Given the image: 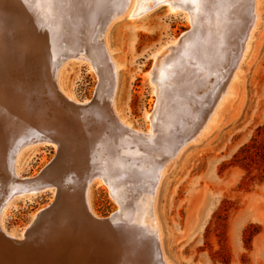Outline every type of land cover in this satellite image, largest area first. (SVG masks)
<instances>
[{
  "label": "rangeland",
  "instance_id": "obj_1",
  "mask_svg": "<svg viewBox=\"0 0 264 264\" xmlns=\"http://www.w3.org/2000/svg\"><path fill=\"white\" fill-rule=\"evenodd\" d=\"M122 1L120 6L112 12V15H117L118 13V19L116 18L115 21L110 22L106 32H100L101 34L103 33L102 39H104L105 45L109 50L111 59L119 66L116 83H114L113 88V111L119 119L129 125L130 133L128 132L127 138L130 139L133 134L144 137L143 142H141L142 140L139 141L141 146L146 145L147 140H153L154 142L152 141L151 143L153 145L168 143L171 140H176V144H180L188 132L183 122L184 114L190 115L193 113L190 122L195 127L196 123L194 122L200 121L198 113L205 111L206 104H210L213 101V98L212 100L210 99L217 83L214 80L216 79L217 81L218 79L216 75H218L217 70L219 69L215 68L212 60L206 61L201 69L196 71L199 73H195L194 84L193 82L182 84L181 81H178L179 73L178 75L177 73L175 74L180 67H178L180 59L182 62V58L186 56L185 54L190 53L192 50L191 46L193 41H195L193 40L194 32L201 35L198 34V41H205V39L203 40L204 37L201 40L200 37L206 32L207 21L198 20L197 17L199 16L197 15V17L194 16L192 18V21L191 19L187 21L181 14L167 11L166 6L160 3L154 7V3L161 0H139L143 6H140L137 1L136 6L138 8L136 6L133 8L131 12L133 14L129 18L123 14L125 13L123 9L127 0ZM177 1L185 5L191 1L195 2L202 10L204 9V12L210 9V4L207 3L209 0ZM257 8L259 18L252 32L253 38L248 53L240 61V73L230 85L231 95L221 104L216 120L211 124L209 130L202 133L200 137L198 136L197 142L188 143L183 147L173 161L170 160L166 163L160 179L154 202V213L156 214L154 216L158 223L162 250L168 264H264V0H258ZM144 11L145 13H143ZM224 14L227 24L232 27L231 24L235 22L234 17L227 11ZM199 21L201 22L200 24L198 23ZM10 24L13 26L18 24V22L13 20ZM200 25L203 26L200 27ZM237 31L239 32L240 29H236L233 33H237ZM189 35H192V37ZM183 36L185 37L182 39ZM187 38L192 42L191 44L187 43L189 41ZM174 39L176 40L174 43L176 45H172L175 47L172 45L166 46L168 42ZM162 46L166 49L163 47V52L158 56L160 58L157 57L158 59L156 58L157 60L154 61L152 54L156 53L157 49H161ZM185 49L189 52H186ZM72 53L66 52L58 67L57 82L60 89L57 88V97L59 105L54 100H48L47 110L52 115L42 116L39 121L42 122L44 120L45 122L50 115L49 117L55 121V125L57 124L56 126L63 128L64 131L61 133L65 132L61 138L69 140V136H74L78 141L83 131L81 129L83 124L74 121L70 114L75 110L74 107L85 108L86 105H89L98 94L102 82L101 76L97 72L88 69L89 61L87 59L81 57L78 59ZM174 53L176 56H174ZM65 55L67 56L65 57ZM173 59L176 60L174 61ZM158 60H160L159 64ZM172 61L177 64L178 68L175 67V64L174 66L172 65ZM151 69L153 72L150 71ZM13 72L11 70V73ZM146 73H148L150 79H147ZM174 74L178 77H172ZM211 77L215 78L211 79ZM202 79L205 84H203ZM109 80L110 93L113 82L110 77ZM172 80L173 82H171ZM189 81L192 80L190 79ZM200 83L203 86H199ZM190 85L194 91L190 88ZM150 86L156 89L155 93L152 94ZM181 88L186 92L179 91ZM187 89L193 94L190 91L187 92ZM209 92H212V94H209ZM67 95H72L74 101L78 103L69 102L65 98ZM205 100L207 103H205ZM201 105H205V107ZM184 106H187V108ZM166 108L172 111V117L168 119L164 116ZM186 109L188 110L186 111ZM181 112H185L183 116ZM146 113L155 115L157 121L164 119L166 121L165 127L156 128L157 131L151 132L150 135L152 136L148 135L152 137L151 139L146 135V131L151 129L150 124H152V121L144 117ZM37 118L29 119L28 124L32 127H38ZM193 118L196 120L194 121ZM181 119L183 121H180ZM9 127L10 130L5 134L14 136L25 128V123L22 119L16 118L9 121ZM137 130H140V133ZM114 133H109V146H111L109 147V153L111 154V150H120L124 147L123 144L112 140V137H116ZM169 133L170 135H168ZM89 141L92 142L93 138H89ZM50 143L44 141L39 146L23 150L19 154L17 172L20 180L26 181L30 177H38L39 179L43 173L46 174L55 168L63 169L64 171L69 168V172L73 171L70 167L72 165H65L69 155L71 157V154L76 151L77 156L81 158L82 156L95 153L88 143L76 144L70 150L67 148L57 150ZM112 145L114 149H111ZM68 151L71 153L67 154ZM157 160L161 162L162 158ZM125 161L127 162L126 165L129 168H133V170L126 171L115 164L112 172L113 170L118 171L113 174L114 178H119L120 175H127L128 179L125 180L127 181L125 185L128 186L123 188V192L127 195L131 193L132 197L128 198L126 196L127 199L124 198L122 201L126 202L125 205L129 204L131 208L132 206L129 203L131 199L135 198L134 202H137L140 195L141 197L147 196L151 192V185L149 183L150 187H147L149 178L146 179L147 182L145 184L142 183L144 182L143 177L134 171L137 167L135 160L127 158ZM148 162L151 164L153 161L149 160ZM78 170H80V166ZM60 171L62 173V170ZM2 177L4 181H7L8 177H5V174H2ZM93 183L89 186L90 210L99 219L112 217L110 219L113 227H107L106 230L105 227L100 225L91 226L86 223L82 204L78 203L77 200L68 204V217L71 218L75 215L74 219L68 220L70 225L67 226L69 223L65 221L68 217L64 220L58 219L60 224L50 225V222L56 223L55 219L61 214L62 210L58 202L53 201L52 193L45 191L29 199L16 200L12 203L4 221L6 233L18 235L28 225L31 215L48 205L52 200L54 204H52L51 209H53L52 211L55 214L52 213L50 218L47 217L41 223L35 225L31 229V234L24 237V240L22 239L25 249L39 250L37 246L44 245L48 237L53 236L51 231L66 235L71 229L72 232L70 231L69 234L75 232L83 234L89 230L91 231L92 227L94 228L92 231L95 232L97 230V233L101 231L103 234L100 236L99 233L97 237L100 238L102 245L105 244L106 233L109 234L107 236L109 239L117 236L116 238H123L124 241L130 240L135 234L134 226L138 225L135 226L138 228L139 224L133 223L134 226L128 224L129 227L127 226V228L130 231H125V234L121 230L122 227L119 226V222L116 221L118 218L115 213L117 212L118 204L112 196L114 189L109 190L108 188L110 187L107 185ZM146 184L147 186H145ZM121 192L122 190H119L115 193L114 190L115 194H122ZM63 204H65L64 201ZM143 212H145L144 207ZM90 226L91 229L89 228ZM130 226L132 229H130ZM145 227H148V225ZM80 228H82L81 231ZM101 228L104 229V232ZM65 238L68 239V247L63 244L56 245L59 257H63L70 250L73 251L74 249L75 251V247H77L74 238L72 239L69 236H62L59 240H67ZM139 242L138 244L142 245L143 243L142 246L144 247V239L141 238ZM69 244H72V246ZM139 245H137V249L142 252L144 248ZM137 252L131 255V259L136 256Z\"/></svg>",
  "mask_w": 264,
  "mask_h": 264
},
{
  "label": "bare ground",
  "instance_id": "obj_2",
  "mask_svg": "<svg viewBox=\"0 0 264 264\" xmlns=\"http://www.w3.org/2000/svg\"><path fill=\"white\" fill-rule=\"evenodd\" d=\"M137 1L139 2V0H127L123 9L125 12L123 14L125 16L131 17V14H133L131 12L136 6ZM209 1L207 2L210 4V9L207 10L208 13L204 12V9L202 10L200 6L192 1L186 3V5L177 0H161L154 3V7L156 4H163L166 6L167 11L174 14H181L187 21L188 19L192 21V18L196 15L199 16H196L198 20L207 21L206 32L200 37V40L204 37L203 40L205 39V41H198L199 39L197 38H199L198 34L200 35V33L194 32L193 40L195 41H193L192 48L187 46L192 50L190 53L185 54L186 56L183 54L185 57L182 58V62L179 57L180 64L178 67H180L178 68L177 64H175L174 61L176 59L172 61V65L174 66L175 64V67L178 68L177 71L179 70V72L174 71L177 75L179 73V77L176 75L178 81H181L182 84L186 82L192 83L195 73H197L196 71H199L202 65L206 61L209 62V60L214 61L215 68L220 71L217 70L218 75H216V78L218 79L217 81L216 79L214 80L217 82L216 87L214 88L215 90L212 91L213 95H211V99L209 98L210 100L213 98V101L210 102V104H206L207 107L205 111L198 113V115H200V121L194 122L196 123L195 127L193 124L192 126L190 122L193 114L191 113L192 111L190 115L184 114L188 109H186L184 113L181 112L182 116L184 114V121L182 119L180 121L184 122L188 132L180 144H176V140H171L168 143H157L153 145L151 144L153 140H147L146 145L144 144L142 147L139 141L142 140L141 142H143L144 137L133 134L130 139L127 138L129 125L124 123L122 119H119L113 111V88L114 83H116L115 80L119 66L111 59L109 50L105 45L104 39H102V34L106 32L110 22L113 20L115 21L119 16L118 13V16L112 15L113 10H116L123 1L0 0V264H168L162 250L161 234L158 223L154 216L156 191L165 165L170 160L173 161L188 143L197 142V137H200L202 133L209 130L211 124L216 120L221 104L231 95L230 85L236 80L238 73H240V61L248 53L253 38L252 32L259 18L257 8L258 0ZM138 4H140V6L142 5L141 2ZM148 8L150 9L149 6ZM225 11L231 13L230 15L234 17L235 22L231 24L234 28L230 27L224 19ZM143 13H145V11ZM13 20L18 22V24L11 26L10 23ZM198 23L200 24L201 22L199 21ZM203 25H200V27ZM236 29H240V31L233 33ZM102 31L103 33L101 34L100 32ZM184 34L186 35V33ZM189 36L192 37V35ZM184 37L185 36H183L182 39ZM175 42L176 40L174 39L168 42L166 46L169 47ZM189 42L190 40L187 43H192ZM163 47L164 46H162V48L160 47L161 49H157L156 53L152 54L154 61L160 58L158 56L163 52ZM185 51L189 52L187 49H185ZM66 52H73L72 54L78 59L79 57L87 59L89 61L88 69L97 72L99 76H101L102 82L99 87L100 90L93 101L89 105H86L85 108L74 107L75 110L70 114V117L74 121L83 124V126H81L83 127L81 128L83 131L78 141L73 135V137L67 135L70 138H68L69 140L61 138L65 132L61 133L64 131L63 128L56 126L57 124L55 125V121L49 117L52 113L50 114L47 110L48 100H54L56 104L59 105L57 97V88L60 89L57 82L58 67ZM66 56L67 55H65V57ZM174 56H176V54ZM159 61L160 60H158V64L160 63ZM11 70L14 72L11 73ZM150 71L153 72L152 69ZM175 74L172 77L176 78ZM109 77L113 82L110 93L108 83L110 81ZM146 77L147 79L149 78L148 73H146ZM204 77L206 78V76ZM212 78L213 77H211V79ZM190 79L192 81H189ZM203 79L202 82L205 84ZM197 80L199 81V79ZM171 82H173V80ZM148 84L150 85V83ZM192 86L190 88L193 90L194 86ZM199 86L203 85L200 83ZM150 89L152 94L155 93L156 89H154L153 86H150ZM187 90V92L190 91L189 89ZM196 90L198 91V89ZM179 91L184 90L181 88ZM212 92H209V94H212ZM191 94H193V92ZM207 97L209 96L207 95ZM65 98L69 102L78 103L74 101L72 95H67ZM205 103H207L206 100ZM188 104L190 105V103ZM184 107L187 108V106ZM202 107H205V105ZM150 113L144 115L145 118H148V120L151 119L152 121V124H150L151 129H147L146 131L147 136H152L150 135L151 132L155 131L156 128L165 127L166 123L165 119L157 121L156 116ZM48 114L50 115L45 122L44 120L42 122L39 121L40 117L47 116ZM164 116L166 119L172 117V111L166 108ZM34 117H38L36 119L39 122L38 127H32L28 124V120ZM16 118L23 120L25 128L17 132L14 136L12 134H5L10 130L9 121ZM195 120L196 119H194V121ZM113 132H115L114 135H116V137H112V140L123 144L124 147L120 150L113 151L111 150L114 149L112 145L110 149L112 151L111 154L109 153V147H111L109 146V133L113 134ZM137 132L140 133V130H137ZM168 135H170V133ZM89 138H93V141L90 142ZM149 138L151 139L152 137ZM44 141L51 142L53 144L52 147L57 150H60V148H67L70 150V148L76 144L82 145L88 143L95 153L79 158L76 151L73 150L74 154H71V157L69 155L67 157V162H65L66 166L72 165L70 167L73 171L69 172V168L66 169L65 167V171L55 168L51 169V171L49 170L50 172L46 174L43 173L42 176L39 175V179L38 177H30L26 181L20 180V176L17 172L19 154L23 150L39 146ZM70 153L69 151L67 152V154ZM127 158L135 160L137 167L134 171L143 177L144 182L142 183L145 184V182H147L146 179L149 178L147 182L148 186L147 184L145 186L150 187L149 183L151 185V192L147 196L141 197L140 195V198L137 197L139 200L136 198L138 203L136 201L134 202L135 198L131 199L129 202L132 206L131 208L128 203V205H125L126 202L122 201L126 196L128 198L132 197L131 193L127 195L123 192V188H127L128 186L125 185L127 184V181H125L128 179V177H126L127 175H120L119 178L117 177L118 180L113 176V174L118 171L113 170L112 172L115 164L118 165L120 169L124 168L126 171L133 170V168H129L126 165L127 162L125 160ZM161 158L162 161L159 162L160 160L157 159ZM149 160L153 162L150 164L148 162ZM78 165L80 166V170H78ZM60 170H62V173H60ZM2 174L8 177L7 181L3 180ZM93 182L97 183V185H107L110 187L108 189L110 190L113 188L115 193L116 191L122 190V194H115L114 190L112 191V196L118 204V209L115 213L118 218L116 221L119 222V226L122 227L121 230L125 234L129 229L127 228L128 224H132V226H134L133 223L139 224L138 228L135 227L138 225L134 226L135 230H133L135 234L130 240L124 241L123 238H116L117 236L109 239V237H107L109 234L106 233L105 244L102 245L100 238H97L99 233L100 236L103 235L101 231H99V233H97V230H95V232L92 231L94 228L92 227L91 229V226L95 225L105 227L106 230L107 227H113V223L110 219L112 217L99 219V217L95 216L90 210L89 186ZM45 191H50L52 193V198H54L53 201L58 202L62 210L61 214L55 219L56 223L50 222V225L60 224L58 219L64 220L68 217V204L71 201L77 200L78 203L82 204V211L85 216L84 220L91 225L89 227L91 231L88 229L90 232H84L83 234L81 232H75L69 234L71 231L70 229L66 235L64 233L57 234L51 231L53 236L48 237L44 245H38L37 248L39 250L32 251L25 249L22 239L24 240V237L31 234V229L35 225L41 223L47 217L50 218L53 213V209H51L52 204H54L53 201L51 200L48 205L32 214L28 221V225L24 227L18 235L7 234V231L4 229V221L6 219V213L8 209L11 208L13 202L25 198L29 199ZM118 195H120V197H118ZM63 201L65 204H63ZM143 207L145 212H143ZM53 214H55V212ZM115 214H113V216H115ZM74 217L75 215L71 218L68 217L65 221L69 223L68 220L74 219ZM68 225H70V223L67 224V226ZM147 225L148 227H145ZM82 228H80V231ZM130 229H132V227ZM103 230L104 229H102V231ZM62 236L74 238L77 247H75V251L74 249L73 251L70 250L63 257H59L56 245L63 244L68 247L67 238H65L67 240H59ZM141 238L144 239V247L142 246V242V245L138 244ZM69 245L72 246V244ZM137 245L144 248L142 252L137 249ZM136 252V256L131 259V255Z\"/></svg>",
  "mask_w": 264,
  "mask_h": 264
}]
</instances>
